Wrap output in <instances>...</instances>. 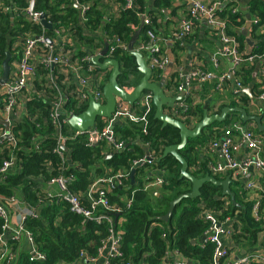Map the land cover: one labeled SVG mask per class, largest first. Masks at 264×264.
<instances>
[{"label":"built area","instance_id":"2783aa9c","mask_svg":"<svg viewBox=\"0 0 264 264\" xmlns=\"http://www.w3.org/2000/svg\"><path fill=\"white\" fill-rule=\"evenodd\" d=\"M40 1L22 0V5L20 1L0 0V13L10 15L11 28L15 29L14 34L10 32L6 38L11 46L8 81L0 86V155L7 153L0 165V184L6 181L9 175L22 169L18 152L42 153L37 139L34 138L31 143L25 144L16 136L15 126L24 122L37 128L48 122L51 134L45 135L43 139L55 141L53 153L59 157L61 164L56 168L50 162L44 163L43 166L49 171L57 172L56 176L48 180L42 174L34 177L35 179L31 178L34 183L31 190L37 193L36 205L23 199L18 200L16 195L0 196V264L18 263L24 253V245L27 246L29 262L47 261L46 255L38 249L34 235L27 229L26 223L29 218L39 217L40 206L60 203H67L70 211L82 218V225L92 221L107 224L108 227L107 236L101 241L97 253L91 254L88 250H83L75 264H114V260H118L119 264H136L130 259L126 261L122 252L125 236L122 214L132 207L137 192L158 195L168 184L165 171L157 166V161L167 147L164 140H159V152L153 149L149 142L143 143L147 152L142 158L132 162L130 170L107 169L103 176L96 177L87 189L80 193L72 191L76 176L70 173L71 167L67 164L70 162L65 153L69 150V143L73 141H81L84 147L92 148L95 146V138L97 144L104 145L105 154L126 149V142L119 138L115 127L125 122L141 123L143 133L148 134L149 117L155 107L153 94L144 92L134 105L116 97V108L111 118L98 117L94 126L86 131L75 130L69 124V119L82 114L91 99L100 105L106 104L103 88L108 84L112 68L102 70L93 64L92 59L101 54L105 42L109 45L108 51L101 61L118 60L117 54L130 55V40L91 29L88 26L91 10L89 2L73 0L77 13L67 24H63L53 21L50 12L39 9ZM101 1L105 10L103 20L106 22L118 19L126 10L136 12L141 23L143 22L145 34H141L134 51L147 58L148 67L152 71V81L163 87L166 96L177 97L184 94L182 100L174 107L165 108V114L193 130L200 121L198 116L189 112L190 106L200 105L192 96L194 89H202L203 92L210 87L209 92L212 94H222L233 81L235 91L230 103L237 102L244 95H248V89L252 92L253 86V83L244 86L237 73L243 65H246L248 70L259 65L256 73L257 83L262 84L263 92L258 97L253 96L247 103V108L251 111L256 105L255 102L259 107L263 105L258 115L262 116L264 122V53L251 55L253 47L249 45L243 51L238 37L228 32V19L222 16L223 8L238 0H173L172 7L161 12L155 7L157 0H152L153 7L149 11L143 9L141 0ZM238 9L237 6L231 7L232 14L237 13ZM173 10L177 12L176 16L171 15L172 19L176 20V26L168 34L159 35L158 31L162 29L165 18L164 11ZM43 21L51 25L52 29H47ZM248 22L249 36L254 25L259 26L258 31L264 34V25L260 24L257 17L248 20L247 24ZM206 32L219 44L208 57L212 67L210 70L197 54L199 50L205 51L200 39ZM190 45L196 49L190 52L186 59V56L182 55L187 54ZM222 60L229 65L225 71H220ZM256 74L253 71L252 77H256ZM2 75L3 65L0 66V79ZM120 87L127 94H132L135 89V86L129 85ZM33 104H43L39 106H43L46 115L44 116L40 109L34 112ZM220 109H215V114H220ZM3 124H7L8 128ZM213 130L215 139H211L210 146L216 156L211 160L198 161L193 171L230 177L237 185L236 190L243 202L252 205L254 220L262 222L264 137L257 133L254 122L244 123L235 118H230L226 126L215 127ZM65 147L66 150L63 149ZM218 152L221 159L216 158ZM145 167L143 175L134 177L132 184L131 172ZM244 178L249 180L242 183ZM38 181L39 185L42 184L41 187L36 186ZM223 200L224 206L220 210L208 208L204 203L199 205L198 219L206 225L199 245L202 249L208 245L214 247L209 264H264V230L258 234L255 248L241 253V244L236 241L237 235H243L239 213L226 216L232 203L229 197ZM11 209L16 212L15 215L11 214ZM155 228L163 231L161 238L167 245L166 254L160 264H188L190 260L178 250L170 249L165 228L154 223L150 232ZM140 264L152 263L149 257H145Z\"/></svg>","mask_w":264,"mask_h":264},{"label":"trees","instance_id":"16d2710c","mask_svg":"<svg viewBox=\"0 0 264 264\" xmlns=\"http://www.w3.org/2000/svg\"><path fill=\"white\" fill-rule=\"evenodd\" d=\"M10 2V0H5ZM20 1L23 5L22 0ZM91 4L89 27L93 30L106 32L110 36H119L120 38L130 40L140 27L141 19L135 11L126 10L118 19H112L110 22L103 20L105 13L104 4L101 0H82ZM239 1V2H238ZM231 5L223 8V17L229 21L228 32L236 35L240 42V47L244 51L247 48V37L243 35V28L246 26L250 18L257 17L261 25H264V0H238ZM141 3V1H140ZM173 0H157L155 7L166 10L172 7ZM237 6L238 12L232 14L231 7ZM246 8V10H245ZM39 9L48 11L52 14L53 21L67 24L70 19L77 13V9L73 5V0H41ZM259 26H252L250 30V39L254 42L251 55H261L264 53V34L260 33ZM11 32L14 34L15 29L11 28L10 15L0 13V66L3 65L7 57V53L11 51L10 43L7 41V35ZM145 34L143 30L142 35ZM10 35V34H9ZM89 40V39H88ZM118 61L121 64V72L118 82L121 86H137L142 76L138 71L136 59L129 54H117ZM255 67L248 70L243 65L237 76L240 75L244 86H250L253 83V71ZM236 76V77H237ZM262 84L255 83L252 86V94L258 97L263 90ZM250 101L248 95H244L239 101L230 103V107L243 108L249 114L247 103ZM191 103L190 100H188ZM43 104H33L32 110L36 112L40 109L43 115L46 110ZM207 108V107H206ZM223 108V107H222ZM222 108L218 111L221 112ZM205 107L190 106L189 112L194 116L202 119ZM209 109V108H208ZM238 114L229 115L227 120L222 124H215L207 128L203 135L195 140H189L187 146L179 152V154L188 162L189 171L198 178L204 177L206 174L193 171L194 165L198 161H202L200 154L197 152L199 147L210 139L214 138V128L223 127L229 123L230 118H238ZM150 127L148 134L143 133L141 123L125 122L122 125H116L115 130L119 138L131 145L123 151L109 154L104 153V145L101 143L92 148H86L81 141H73L69 143V150L65 153L66 159L70 162V173L76 176V182L72 185V191L83 192L87 189L89 183L96 177H101L106 170H130L132 162L142 158L146 154L143 143L149 142L153 149H157L159 140L163 139L166 146L175 145L180 142L179 130L174 127H163L162 123L155 119V107L149 117ZM44 122L39 128L24 122L15 126L14 132L16 136L25 144L31 143L35 138L41 146L42 153L35 151L18 152L21 160L22 169L13 175H9L7 180L0 184V196H11L20 194L22 199L28 201L32 205L37 204V193L31 190L34 186L31 178L44 175L48 180L57 175L56 171H49L43 165L50 162L54 167H58L61 161L57 155L53 153L55 149V141L51 139H43L45 135L51 134V127ZM72 132V131H71ZM257 133L264 137V132ZM159 152V151H158ZM163 155V152H162ZM161 155V156H162ZM7 153L0 155V165L2 158ZM157 166L164 170L168 177V184L159 191L158 195L139 191L136 193L134 204L130 209H126L122 214L123 230L125 236L123 240L124 259L126 261L133 260L136 264H140L145 257H149L152 264H160L162 258L166 254L167 245L162 240L163 231L155 228L150 232V227L154 223L162 225L170 242V249L178 250L185 258L194 264H209L213 255V245H208L202 249L200 241L206 230V225L198 219L200 212L199 205L204 203L208 208L220 210L224 206L226 197L222 194V189L210 183H207L201 189V195L197 199H185L174 210L172 218L168 223L159 220L160 217L166 215L170 209L172 201L182 194L191 191V183L186 179L180 180L181 164L179 161L169 155L165 158H159ZM148 169V167H147ZM146 167L138 169L135 177L143 175ZM217 180L222 181L225 178L214 176ZM130 185L131 182H130ZM233 186H237L232 182L231 189L236 194L237 202L241 207L229 206L226 216L239 213L240 222L242 224L243 235H237L238 244L244 245L245 249H254L257 244L258 234L264 230V220L257 222L252 217V205L243 202ZM120 192V190H118ZM39 217L36 219L29 218L26 223L27 229L32 231L38 249L46 255L47 261L44 263L29 262L27 254H21L19 262L16 264H75L76 259L83 250H88L91 254H96L101 246V241L107 236V224H97L89 221L82 225V218L76 216L70 211L67 203L45 204L39 208ZM2 228V220L0 218V233ZM114 264H119L118 260H114Z\"/></svg>","mask_w":264,"mask_h":264},{"label":"water","instance_id":"95a60500","mask_svg":"<svg viewBox=\"0 0 264 264\" xmlns=\"http://www.w3.org/2000/svg\"><path fill=\"white\" fill-rule=\"evenodd\" d=\"M43 24L47 29H52L51 25H48L45 21H43ZM249 28H250V22H248V24L243 30L244 36L248 35ZM143 29H144V25L142 22L140 24V27L137 29L135 34L130 39L128 46L130 51V56L136 59L138 65V71L142 76L138 85L135 86V89L132 92V94H127L125 91H123L118 82V79L122 74L119 61L117 59L101 61L102 57L105 56L108 51L109 45L108 43L105 42L103 51L99 56L94 57L92 59V62L94 65L98 66L102 70H108L109 68H112V72L108 84H106L103 88L106 104L103 106L96 103L93 99H91L88 108L82 114L78 116H72L69 119V124L77 131H82V132L86 131L88 128L94 126L96 119L98 117H104V118L112 117V114L114 113L116 108V97H120L124 101L128 102L130 105H134L144 92H151L153 94V102L155 106V119L160 121L163 127H167V126L174 127L175 129L179 130L180 133V142L175 145L167 146L164 149L161 158L163 159L169 155L175 157L181 164L179 179L180 180L186 179L190 181L192 185L191 191L189 193L182 194L174 201H172L168 213L160 217L159 220L164 223H168L172 218L175 208L185 199L199 198L201 195V189L207 183H210L216 187L221 188L222 194L225 197L230 198L231 203L234 207H241L240 204L237 202L236 194L231 189L232 180L230 177H226L222 181L217 180L214 176H211L210 174L198 178L189 171L188 162L179 154V152L187 146L189 140H195L201 137L203 135V132L207 128L217 123L218 124L224 123L227 120L229 114L236 113L240 115V119L244 123L254 122L257 126L258 132L262 133L264 132V122L262 116L248 115L247 111L243 108H233L228 106L224 107L221 110L220 114H213V115H209L208 110L205 109L203 112L202 119L197 123V125L194 127L193 130H190L181 121H178L170 117L169 115L165 114V108L174 107L177 102L182 100L184 94L177 97H168L166 96L163 87L152 81V71L148 67L147 58H145L142 53L134 51V46L140 39ZM247 43L251 48L254 46V42L251 41L249 38H247ZM10 60H11V54L7 53V57L3 63V75L2 78L0 79V86L8 81V77L10 73V64H9ZM246 93L248 94L250 99H253L251 89H248ZM3 125L6 128H8L7 124H3ZM95 145H98L97 138H95ZM130 146H131L130 144L127 145V148H129ZM63 149L66 150V147ZM135 173H136L135 170L131 172L132 184L134 183ZM117 217H119V215ZM188 264H192V262L188 261Z\"/></svg>","mask_w":264,"mask_h":264},{"label":"crops","instance_id":"0c3cea01","mask_svg":"<svg viewBox=\"0 0 264 264\" xmlns=\"http://www.w3.org/2000/svg\"><path fill=\"white\" fill-rule=\"evenodd\" d=\"M153 3L154 2L152 0H141V4L143 6V9H145V10L147 9L148 11L151 7H153ZM164 14H165V18L163 21L162 29H160L158 31L159 35H161L163 33L168 34V32L176 26V20H173L171 15L176 16L177 12L175 10L164 11ZM250 19H252V18H250ZM247 36H249V35H247ZM249 39H250V36H249ZM200 44L205 51L199 50L197 54H199L198 56H199L200 60L202 61V63L205 65V67L208 70H210V69H212V67L209 63L208 57L211 55V53H213V51H215V49H217L219 44L216 42L215 39H213L211 37L209 32H206V34H204L202 36V39H200ZM195 49H196L195 46L190 45L187 49V54L182 55V57L186 56V59H187L188 58L187 56L189 55V53L193 52ZM228 68H229V65H227L225 63V61L222 60L220 71H225ZM259 68H260L259 65H256V67L254 69V74L257 73ZM257 82H258V76L256 74V77H253V84L257 83ZM209 90H210V87H207L206 90L203 92H202V89L200 90V89L196 88L193 90L192 96L196 101H198L200 103L199 106L205 107V109L208 110V112L210 114H215V112H214L215 109L217 110L218 108H222L224 106L230 105V101H231V98H232L233 93L235 91V88H234L233 81H231V84L227 86V89L222 94H212L211 91L209 92ZM255 104L256 105L254 106V108H251V113H249V115H258L261 112V110L263 109V105L259 107V104L257 102H255ZM228 107H230V106H228ZM210 143H211V139L207 143L204 144L203 148L199 147L197 149V152L200 154V156L203 160H211L216 156L215 152L211 149ZM263 157H264V154H263ZM216 158L221 159L219 152H218V156ZM248 180H249V178H244L242 180V183H245ZM37 184H38V185H36L37 187L42 186V184L39 185L40 184L39 181L37 182ZM16 197L18 198V200L22 199V196H20V194H17ZM15 213L16 212L11 209V214L15 215ZM14 220L16 221V217H14ZM243 247H244V245H241V247H240L242 249L241 253L247 252L249 250V249H245ZM27 253H28L27 252V246L24 245V254H27Z\"/></svg>","mask_w":264,"mask_h":264},{"label":"rangeland","instance_id":"374dc122","mask_svg":"<svg viewBox=\"0 0 264 264\" xmlns=\"http://www.w3.org/2000/svg\"><path fill=\"white\" fill-rule=\"evenodd\" d=\"M249 112L251 113V111H250V110H249ZM236 119H239V120H241V119H240V115H239V117H238V118H236ZM241 121H242V120H241ZM248 123H252V122H248ZM227 124H228V123H227ZM227 124H226V125H227ZM226 125H225V126H226ZM260 133H261V132H260ZM207 142H208V141H207ZM207 142H206V143H207ZM166 177H167V174H166ZM219 177H220V176H219ZM167 178H168V177H167ZM233 187L236 189V187H235V186H233ZM161 190H162V189H161ZM161 190H160V192H161Z\"/></svg>","mask_w":264,"mask_h":264}]
</instances>
